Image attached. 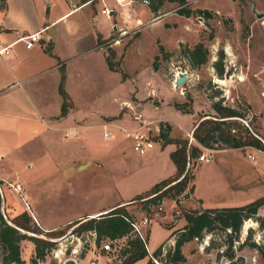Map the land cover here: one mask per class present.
<instances>
[{
  "label": "rangeland",
  "instance_id": "rangeland-1",
  "mask_svg": "<svg viewBox=\"0 0 264 264\" xmlns=\"http://www.w3.org/2000/svg\"><path fill=\"white\" fill-rule=\"evenodd\" d=\"M20 1L26 5L29 4V0ZM3 3L4 1L0 0V7L4 5ZM103 4L119 7L115 0H100L95 4L98 11ZM170 5H175V3L169 2V8H171ZM199 5L213 7L210 9L212 16L206 18L195 12L190 16H185V30L179 19V26L173 29V33L178 32L180 36L185 33V42L179 44L177 48L170 49L167 57L162 56L159 51H155V44L152 40L154 34L163 36L172 32V29H165L166 20L144 26L139 37V32L136 29L127 33L125 30H119L117 33H125L120 37L112 34L113 25L121 21L118 15L106 18L100 13L99 21L91 19V28L95 32L99 30L100 36L107 38L112 34L109 38L100 41V48L104 53L110 52V47L115 50L112 60L119 66L122 79L136 77L134 71H140V76L149 78L146 83L148 81L150 83V89L146 92L142 91L143 96L140 99L135 95L134 88H131L134 86V81L131 78L122 81L121 95L126 92L128 99L122 98L121 104L118 99H113L100 91V101H97L100 103V111L111 113L120 111L119 116L124 114L123 117H128V120L133 121V124H139L143 120L149 121L155 140L153 148L143 154L129 148L125 156H122L121 163H117V161L113 163L114 161L111 160L112 162L104 170L100 169L99 164L89 162V160L88 164L73 163V166L57 172L50 165L53 154L48 147V141L43 143L44 147L47 145V149L43 148L44 150L40 152L26 150L23 153L15 154L16 157L13 158L14 168L25 172L26 176H34L33 181H29V186L33 189H41L36 202L44 211H47L52 219L61 218L73 212L71 209L88 208L87 210H89L113 204L120 198L127 199L138 194L124 204L133 219L139 220L144 215L150 219L149 223L143 227L146 231L145 248L152 253V250L162 242L160 247H164L163 253L155 255L159 264H163L166 250L171 248L174 243V236L167 237L168 234L172 229L181 227L186 222L183 215L185 210L243 204L264 195V175L260 170L264 167V149L252 145L237 147L240 155L246 158L245 161L250 166L248 184L243 187L244 191L249 192L247 197L243 195L244 198H237L225 191L217 195L218 188L225 180L224 163H220V158H218V160L212 159L203 162L202 166L198 167L200 162L198 156L205 153L211 159L218 149L231 147H206L196 139L190 141L192 133H189L187 137L175 125L177 120L189 123L188 115L183 113L188 109L194 112L192 121L194 124L205 117L213 116L216 113L211 102L221 97L223 103L238 108L243 116L247 117V122L240 118L237 119L238 122L232 125L235 127V131L247 128L264 144V16L258 17L252 10V7H255L264 12V0H201ZM214 7H218V10ZM0 15L2 16L1 13ZM73 17L75 16H71L70 19ZM169 20L170 25L177 26L175 18L171 17ZM116 38L118 39L116 40ZM198 41H203L207 46L208 59L205 63L192 67L182 52L184 48L192 47ZM155 43L158 47L160 42L157 40ZM220 52H222L221 63L226 78H222L213 65ZM155 59L156 69L153 66ZM176 66H181L188 72V78L178 88H174L172 83ZM153 86L158 88L157 92ZM129 87L131 90L127 93ZM177 105H180V108ZM162 115L167 116L175 127L172 128L167 120H163ZM115 117L106 116L104 119L113 122V119L115 121L117 119ZM162 122L164 125L170 126L169 136L188 139V146L196 144L200 150L197 156H187L186 167H189L193 178L187 181L186 188L176 196H165L159 205L147 212L142 210L139 196L144 195L155 182L166 178L175 169L170 157V151L174 148V144L158 139L159 129L155 130V125L160 127ZM109 129L119 131L114 126ZM101 133V127L89 126L80 136L88 145L86 154L90 158L97 159L99 157L98 145ZM54 142L61 147L65 145L77 146L75 143L70 144L69 141L62 140L59 134L55 137ZM223 153L228 155L230 152ZM249 153L253 155V158L249 156ZM255 158L259 169L253 165ZM237 173L238 171L236 176ZM2 174L1 176L6 178L5 173ZM156 176H160L159 179ZM56 178H60L59 184ZM55 181L58 184L55 187L56 191L46 192L51 188L50 185L53 187L52 183ZM194 183L195 191L190 189V185H194ZM1 193L15 211L26 208L24 199L29 203L27 210L31 211V201H28L26 197L27 191H23L24 199H22L2 181ZM198 196H202L203 201ZM4 213L7 214L6 209H4ZM255 217L264 218V204L258 209L256 216L243 221L237 237L232 239L229 251L233 253L232 259L238 264H257L258 262L256 249L248 244L250 241L259 242L264 230V223L262 225ZM85 218L62 225L55 229L54 233L45 230L38 233L41 237L52 239L54 244L46 251L42 259H37L36 264H62L67 257H74L76 264H89L90 260H95L96 264L119 263V249L123 244L124 237L111 239L112 251H105L101 248V244L108 237H101L96 242L92 232L82 230L80 234L77 233L76 229ZM169 224L172 227H169ZM224 237V231L215 229L211 232H203L202 236L197 239L192 238L184 241L180 247L185 256L183 264H204L207 261L228 262L227 257L220 252L226 247L223 244ZM244 238L246 242H242ZM31 249V240L23 238L20 251L23 262L20 264L30 263L33 255ZM148 258V254H146L133 264H144ZM149 260L152 264H156L150 258Z\"/></svg>",
  "mask_w": 264,
  "mask_h": 264
},
{
  "label": "crops",
  "instance_id": "crops-1",
  "mask_svg": "<svg viewBox=\"0 0 264 264\" xmlns=\"http://www.w3.org/2000/svg\"><path fill=\"white\" fill-rule=\"evenodd\" d=\"M115 1L119 5L118 8L103 4L99 11L95 4L99 3L100 0H29L28 5L21 3L20 0H4V5L0 7V13L2 14V16L0 15V39L2 41L11 42L20 33L40 32L39 41L35 42L32 47L27 48L21 41H17L12 45L11 52L7 56L0 57V175L5 173L6 177L22 180L25 184L24 190L27 191L26 197L28 201H31V211L26 208L15 211L2 196V209L5 207L9 216L27 210L34 222L40 229L45 231L55 230L77 219L96 216L118 204H124L138 195L135 194L127 199L120 198L113 204L89 210H87L88 208L78 209L76 207L77 209H71L73 212L68 210L71 213L61 218L52 219L47 211H44L36 202L41 189H33L29 186V181H33L34 176H26L25 172L13 167L15 154L23 153L26 150L40 152L44 150L43 148L47 149V145L46 147L43 146L45 141H48V147L51 154H53L50 165L57 172L73 166V163L88 164L87 161L89 160V162H96L100 165V169L104 170L112 162L111 160L114 161L113 163L116 161L121 163L122 156H125L127 150L132 148L130 139L124 135L122 130L114 126L120 132L112 131L113 137L110 139H105L100 135L102 146L100 147L99 142V157L97 159L90 158L86 154L88 153L86 148L88 145L80 137L84 129L89 126L102 128L101 124L107 122L104 119L106 116H117L115 117L117 118L116 121L113 119V122L121 126L135 127L140 124H133V121L128 120V117H123L124 114L119 116L120 111L117 113L100 111V103H97V101H100V91L103 94H108L113 99H118L119 104H121L122 98L128 99L126 98V92L121 95L122 81L131 78L134 81V86L131 88H134L135 95L140 99L143 96L141 92L150 89L149 81L146 83L149 78L141 77L140 71H134L136 77L122 79L119 70L109 68L105 53L100 48V42L98 43L100 31L95 32L91 28V19L99 21L100 13L106 18L118 15L121 21L113 25L112 34L120 37L134 29L139 32V37L144 26L166 20L165 29H172V32L163 36L154 34L152 40L155 44V51H158L155 43L157 40L168 51L185 42V33H182L181 36L178 35V32L173 33V29L179 26V19L185 30V16L175 11V5H170L171 8H169V2H167L164 6L165 11L154 16L148 3L133 2L131 0ZM200 1L187 0V3L192 8L196 6L211 11L210 9L213 7L199 5ZM104 7L112 8V13L109 16L102 12ZM214 8L218 10V7ZM71 16L75 17L70 19ZM171 17L175 18L177 26L170 25L169 18ZM119 30H125V33H117ZM114 32L116 33L114 34ZM101 38L107 39L102 36ZM48 46L51 48L50 52L46 50ZM62 72L64 73V88L71 102L64 114H61L63 98L59 92ZM18 82L19 84H17ZM131 88H128L127 93ZM154 90L157 92L158 88L156 87ZM183 113L188 115L189 123L177 120L175 125L183 135L188 137V134L192 133L196 125L192 123L194 112L184 110ZM162 118L167 120L172 128L175 127L167 116ZM122 122L130 125H123ZM169 125L168 129H170ZM69 126L75 128L78 133L76 136L65 137L63 135L65 129ZM57 134L65 142L69 141L70 144L75 143L77 146H58L54 142ZM169 143L174 144L172 149L174 150L176 144L174 142ZM237 149V147L218 149L211 156V159L200 160L198 164V167H200L203 162L212 159L218 160V158H220V163H224L225 180L218 188L217 195L225 191L239 198L243 195L247 197L249 193L244 191L243 187L248 184L250 166L246 163V158H243ZM223 152L230 153L226 155ZM253 165L256 169H259L256 158ZM175 170L176 167L173 173ZM260 170L263 171L264 175V167ZM156 177L159 179L160 176ZM61 181L63 182V180ZM59 183L60 178L58 179ZM52 184L53 187L50 185L51 188L46 192L56 191L57 181ZM195 190L196 185L194 183L193 191ZM198 197L203 201L202 196ZM144 232L146 233L145 230ZM21 241L22 239L19 241L20 251ZM31 251L33 252V245Z\"/></svg>",
  "mask_w": 264,
  "mask_h": 264
},
{
  "label": "trees",
  "instance_id": "trees-1",
  "mask_svg": "<svg viewBox=\"0 0 264 264\" xmlns=\"http://www.w3.org/2000/svg\"><path fill=\"white\" fill-rule=\"evenodd\" d=\"M167 2H174L176 6L175 11L184 16H190L194 12L206 18L212 16V13L207 9L190 7L187 0H149L148 5L153 11L154 16H156L165 11L164 6ZM101 40V36L98 37V43ZM46 50L50 52L51 48L48 46ZM158 51L162 56H166L169 52L161 43L158 44ZM182 53L187 57L192 67L199 66L208 59V48L203 41L196 42L192 47L184 48ZM113 56H115V50L110 47V52L105 53L106 61L110 69L119 70L117 63L112 60ZM221 59L222 52H220L213 65L216 68V72L222 78H226ZM153 66L155 69L157 68L156 59L153 61ZM59 92L63 98L61 114H64L71 102L64 88L63 72L59 83ZM222 100L223 98L221 97L212 100L211 106L216 114L199 120L194 126L192 135L197 142L206 147L222 148L252 145L256 148L264 149L261 139L247 128L235 131V127L232 125L238 122L237 119L241 118L243 113L238 108L223 103ZM179 106L177 105L178 108H180ZM157 136L159 137L158 139H163L165 142H174L176 144V148L170 152V157L175 164L176 170L172 175L156 182L144 195L139 196L141 198V208L147 212H150L153 207L159 205L165 196H176V194L186 188L187 181L193 178L189 167H186L187 156H197L200 150L196 144L188 146V139L169 136L168 125H164V123H161ZM190 189H193V184L190 185ZM263 204L264 195L238 205H222L185 210L183 213L186 220L185 224L172 229L167 236L173 235L174 243L171 248L166 250L163 264H183L185 256L180 248L182 243L192 238L197 239L202 236L203 232H211L215 229L225 232L223 244L226 247L220 252L227 257L228 262L207 261L204 264H238L232 259L233 253L229 251V246L232 239L236 238L238 232H240L243 221H246L249 217L256 216L258 209ZM4 209L5 207L2 209V193L0 191V264H20L23 262L20 257L19 246V241L23 238L31 240L33 255L29 264H36L37 259L44 257L46 251L54 244V241L39 236L38 233L42 229L34 222L27 210L11 216L8 215L7 217ZM255 219L263 225L264 218L255 217ZM132 220L133 218L126 205L118 204L101 213L98 217H86L76 230L78 234L82 230L94 232V241L96 242L101 237H108L110 240L124 237L123 244L119 249L120 259L117 264H133L136 260L144 257L147 251L144 242L133 230ZM169 227H172V225L169 224ZM53 231L50 230L48 232ZM242 242H246L245 238ZM161 243L152 250L154 255L159 254ZM248 244L257 251V264H264V230L259 242L250 241ZM144 264H152V262L148 258Z\"/></svg>",
  "mask_w": 264,
  "mask_h": 264
},
{
  "label": "built area",
  "instance_id": "built-area-1",
  "mask_svg": "<svg viewBox=\"0 0 264 264\" xmlns=\"http://www.w3.org/2000/svg\"><path fill=\"white\" fill-rule=\"evenodd\" d=\"M137 1L141 3H149V0H137ZM111 11H112V8H109V7H104L102 9V12L108 16L110 15ZM39 39H40L39 31H35L31 33H20L16 37V39H14L11 42H4L0 39V57L7 56L11 52L12 45L17 41H21L25 47L30 48L35 44V42L39 41ZM117 39L118 38H116V40ZM17 84H19V82ZM240 119L244 122H247V117H245V115L242 116ZM101 126H102L101 135L105 139H110L113 137V132L109 129L110 126H116L120 130H122L124 132V135L128 139H130L133 150H135L136 152L140 154L145 153L148 149H150L154 145V141H155L153 138L154 134L151 132L152 127L150 126L149 121L143 120L142 122H140L138 126H135V127L121 126V125L115 124L112 121L104 122L101 124ZM158 129L159 127L155 125V130L158 131ZM77 134L78 133L75 130V128L71 126L67 127L63 133L65 137L76 136ZM194 140H195L194 136L190 134V141H194ZM249 156L253 158V155H251L250 153H249ZM198 158L199 160H209V157L205 153L200 154ZM2 181H4L8 187H10L15 193H17L22 199H24V196H23L24 184L22 180H18L17 178H11V177L3 178L0 175V191H1ZM24 201H25L26 209H28L29 203L25 199ZM149 220L150 219L148 218V216L144 215L139 220L133 219L131 221L133 230L136 232V234L141 238L143 242H144L145 232L142 227L148 224ZM110 242H111L110 239H106L104 242H102L101 248L105 251H112V246ZM144 246H145V242H144ZM160 248L161 249H160L159 254H162L164 251V247L162 246ZM147 254H148V257L152 261H154L156 264H159L156 261L154 254L148 251H147ZM71 258L75 260L74 257H71ZM89 264H96V261L90 260Z\"/></svg>",
  "mask_w": 264,
  "mask_h": 264
},
{
  "label": "water",
  "instance_id": "water-1",
  "mask_svg": "<svg viewBox=\"0 0 264 264\" xmlns=\"http://www.w3.org/2000/svg\"><path fill=\"white\" fill-rule=\"evenodd\" d=\"M252 10L255 11L258 17L264 16L263 11L257 10L255 7H252ZM263 24H264V21H263ZM187 78H188V72L182 69L181 66H176L175 77L172 81L173 87L174 88L180 87ZM62 264H75V260L71 257H67L66 259H64Z\"/></svg>",
  "mask_w": 264,
  "mask_h": 264
}]
</instances>
